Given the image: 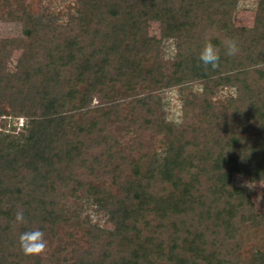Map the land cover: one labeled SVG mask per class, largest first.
<instances>
[{
  "label": "trees",
  "instance_id": "trees-1",
  "mask_svg": "<svg viewBox=\"0 0 264 264\" xmlns=\"http://www.w3.org/2000/svg\"><path fill=\"white\" fill-rule=\"evenodd\" d=\"M238 4L71 0L68 13H38L26 0H0V25H19L0 31V264H264V237L235 253L193 200L212 185L237 217L247 210L232 175L264 179V0H254L250 26L232 22ZM147 19L159 22V42L148 40ZM227 38L238 43L234 56ZM208 40L220 50L215 69L199 61ZM163 41L174 45L168 60ZM174 85L178 123L155 92ZM185 155L192 188L181 186ZM37 228L42 251L21 236Z\"/></svg>",
  "mask_w": 264,
  "mask_h": 264
},
{
  "label": "rangeland",
  "instance_id": "rangeland-1",
  "mask_svg": "<svg viewBox=\"0 0 264 264\" xmlns=\"http://www.w3.org/2000/svg\"><path fill=\"white\" fill-rule=\"evenodd\" d=\"M26 1L29 2L31 10L38 13L43 12L44 9L51 10L52 7L54 8V5V11L59 13H68V3L71 2V0ZM65 4L67 6L63 7ZM56 6H59L60 8H57ZM253 7L254 0H239L237 10L232 15V22L238 26H250L253 23L254 17ZM70 11H72V8L70 9ZM145 25L148 40L159 42V22L147 19ZM0 31L2 33H19V25L13 23H10L8 25L1 24ZM159 48L160 55L164 60H168L174 55V45L170 41L161 42L159 44ZM14 55L17 56V54ZM155 92L161 97V110L164 113L165 119L171 120L175 123L180 122L182 120V102L178 86L174 85L163 87ZM197 92V90H193L191 93L192 96L197 97ZM224 94H227V89H222L218 91L216 99L220 100L221 96H224ZM95 101L96 100L93 99V102ZM146 136H149V133H147ZM230 137L231 136H228V138L226 139L227 145L234 142ZM131 138L133 137L129 136L128 138H124L123 140L127 141L125 144H129V140ZM154 138V142L150 146V149L153 150V153L159 149L161 150V141L159 137L154 136ZM184 158L185 161L183 162L182 166L183 182L181 186L191 184L190 188H192L195 171L191 169V174L190 172H188L189 167H186V165L189 164V155H185ZM262 169H264V167H262ZM230 181V185L232 187L242 190L245 194L244 204L246 205L247 211L239 213L237 217H235L234 215V208L228 202L220 201V196H224V194L212 185H205L203 192L200 193L201 195L198 194L200 197L198 195L194 196L193 200H196L197 202L195 211H197L198 213L200 212V214L202 215L213 218L214 221H216L220 226H222L225 229V238L231 240L230 247H232V250H234L235 253L240 254L243 250V242L245 243L246 249H248L249 245L252 244V241L254 242V244H256L258 241H260L262 237H264V179H253L252 177H249V175L235 173L232 175ZM198 182L200 183L201 181ZM206 196H208L210 202H217V207L212 211L210 210V206L205 205L204 203V197ZM202 197L203 201L201 200ZM120 210L124 215H129V213H132V209L130 207H121ZM93 220L100 221L101 223H104L106 221L105 216L100 215L94 216ZM124 228L125 230H127L128 226H125ZM128 234L132 236V238L137 237V231L134 229L132 231L128 230Z\"/></svg>",
  "mask_w": 264,
  "mask_h": 264
},
{
  "label": "clouds",
  "instance_id": "clouds-1",
  "mask_svg": "<svg viewBox=\"0 0 264 264\" xmlns=\"http://www.w3.org/2000/svg\"><path fill=\"white\" fill-rule=\"evenodd\" d=\"M224 52L228 56H234L238 53V43L233 38H227L223 41ZM221 59L219 48L208 40L204 43L199 52V61L205 66V68L215 69L219 66ZM14 219L17 223L23 224L25 222V215L22 210H18L14 214ZM21 236L34 237L37 244V251H42L46 247V240L42 229H29L21 233ZM23 247V242L21 243Z\"/></svg>",
  "mask_w": 264,
  "mask_h": 264
}]
</instances>
